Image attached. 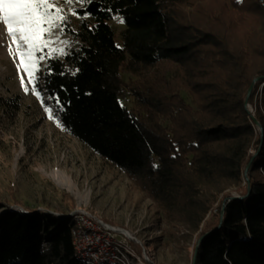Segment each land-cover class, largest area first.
<instances>
[{
	"label": "trees",
	"instance_id": "16d2710c",
	"mask_svg": "<svg viewBox=\"0 0 264 264\" xmlns=\"http://www.w3.org/2000/svg\"><path fill=\"white\" fill-rule=\"evenodd\" d=\"M194 1L87 0L77 26L66 25L75 45L46 54L38 85L60 103L64 127L124 171L168 223L200 231L194 264H264V178L242 186L246 169L264 177V6L208 0L189 17L180 6ZM254 81L262 135L246 106ZM70 222L7 210L0 264H86Z\"/></svg>",
	"mask_w": 264,
	"mask_h": 264
},
{
	"label": "rangeland",
	"instance_id": "374dc122",
	"mask_svg": "<svg viewBox=\"0 0 264 264\" xmlns=\"http://www.w3.org/2000/svg\"><path fill=\"white\" fill-rule=\"evenodd\" d=\"M86 1L0 0V215L7 210H40L60 217L87 207L112 225L129 230L150 250L154 264H194L200 231L192 233L178 223H168L162 210L124 171L64 127L60 103L39 88L46 54L62 57L75 45L66 25L77 26L76 9ZM207 1L195 0L180 8L195 17ZM111 22L121 46L123 19L116 14ZM122 76L127 82L136 78L126 72ZM260 97L259 90L248 102L252 116ZM121 101L134 106L127 88ZM255 125L262 135L261 124ZM259 148L255 145L251 155ZM57 168L68 172L74 191L51 178L49 174ZM251 176L264 178L258 170L245 171L243 187H250ZM230 193L241 195L235 189ZM209 217L211 224L214 220ZM136 239L131 246L140 254L143 246Z\"/></svg>",
	"mask_w": 264,
	"mask_h": 264
},
{
	"label": "built area",
	"instance_id": "2783aa9c",
	"mask_svg": "<svg viewBox=\"0 0 264 264\" xmlns=\"http://www.w3.org/2000/svg\"><path fill=\"white\" fill-rule=\"evenodd\" d=\"M264 6V0H258ZM71 215V218H68ZM61 218L69 219L73 246L86 264H154L150 250L125 228L105 221L95 210L78 208ZM136 239L140 254L131 246Z\"/></svg>",
	"mask_w": 264,
	"mask_h": 264
},
{
	"label": "bare ground",
	"instance_id": "6f19581e",
	"mask_svg": "<svg viewBox=\"0 0 264 264\" xmlns=\"http://www.w3.org/2000/svg\"><path fill=\"white\" fill-rule=\"evenodd\" d=\"M51 178L61 187L74 191L75 186L69 177L68 172L62 169H54L50 174Z\"/></svg>",
	"mask_w": 264,
	"mask_h": 264
},
{
	"label": "water",
	"instance_id": "95a60500",
	"mask_svg": "<svg viewBox=\"0 0 264 264\" xmlns=\"http://www.w3.org/2000/svg\"><path fill=\"white\" fill-rule=\"evenodd\" d=\"M261 77H264V76H261ZM255 82L256 81H254V83L252 84V86H251V88H250V90H249V93H248V95H247V97H246V106H247V110H248V102H249V96H250V93H251V91H252V89H253V87H254V85H255ZM248 112L250 113V116H251V118L253 119V121H254V123H256L257 125H260V123L258 122V120L255 118V115H253L252 116V114H251V112L248 110ZM261 126V125H260ZM254 157H255V155L253 156V158H252V160L254 159ZM250 165V164H249ZM246 172H248V170L246 169L245 170ZM248 183H249V186L250 187H248L249 189L251 188V184H250V179H248V181H247ZM235 197H244L243 195H234V196H232V198H235ZM229 199H231V198H229ZM68 218H71V215H68ZM210 232H207V234H209ZM196 252H198V249L196 250Z\"/></svg>",
	"mask_w": 264,
	"mask_h": 264
}]
</instances>
